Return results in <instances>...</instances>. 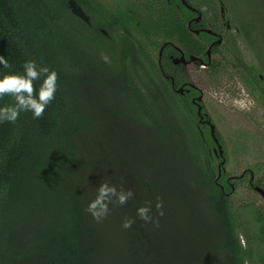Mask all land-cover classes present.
<instances>
[{
    "label": "trees",
    "instance_id": "obj_1",
    "mask_svg": "<svg viewBox=\"0 0 264 264\" xmlns=\"http://www.w3.org/2000/svg\"><path fill=\"white\" fill-rule=\"evenodd\" d=\"M91 25L75 18L66 0H0V55L10 65L0 71L22 72V62L35 59L57 72L54 99L39 118L24 112L0 124V264H244L225 176L215 181L197 132L156 112L135 86L118 87L116 102L100 93L121 75L130 79L124 49L116 47L111 62L106 46L110 61L79 44L82 37L94 44ZM9 103L10 96L0 97V105ZM122 122L131 126L120 129ZM102 179L133 196L110 204L97 222L85 209ZM157 199L163 214L153 208L155 224L120 227L137 206ZM207 218L220 232L215 243Z\"/></svg>",
    "mask_w": 264,
    "mask_h": 264
},
{
    "label": "flooded vegetation",
    "instance_id": "obj_2",
    "mask_svg": "<svg viewBox=\"0 0 264 264\" xmlns=\"http://www.w3.org/2000/svg\"><path fill=\"white\" fill-rule=\"evenodd\" d=\"M69 1L75 18L89 29L94 22L97 29L90 33L97 32L96 41L124 49L131 76L127 86L137 87L155 111L173 115L175 125L197 132L217 159L214 164L211 158L215 181L224 175L228 192L233 191L236 179L225 174L229 134L212 115L264 114V58L248 27L255 23L238 13L242 0H72L87 21L73 14ZM111 82L119 90L117 81ZM107 96L116 102L111 93ZM258 141V149H264V138ZM194 145L202 151L200 143ZM250 163L238 179L264 199V173L257 177ZM228 192H223L226 198Z\"/></svg>",
    "mask_w": 264,
    "mask_h": 264
},
{
    "label": "rangeland",
    "instance_id": "obj_3",
    "mask_svg": "<svg viewBox=\"0 0 264 264\" xmlns=\"http://www.w3.org/2000/svg\"><path fill=\"white\" fill-rule=\"evenodd\" d=\"M242 3L243 7L239 8L238 4L233 1V4L237 5L238 7V13L240 15H243L244 18H248V21L251 22L252 20V22L255 23V25L248 24V27L252 26L251 32L254 43L260 56L264 58V5H262V3L257 0H242ZM248 30L250 29L248 28ZM254 32H256L257 35L254 34ZM79 44L85 50H94L93 53H95L96 51L100 52L103 58L99 54L98 55L102 58V60L109 61L107 55L101 52L102 46H106V49L112 53L110 59L111 62H113L115 59V45H103L98 41H96L94 44H89L85 37L79 38ZM114 63L119 68L122 67V65L117 60ZM126 71L128 73V78L131 79L129 73L130 69L128 67H126ZM124 79L125 75H121L115 78L118 86L122 88L125 85L127 86V84L123 82ZM96 83H98V81H96ZM112 84V82L104 84V88H100V93H105L108 95L110 93L112 94L115 91V89L112 87ZM93 85L96 86L95 84H92L91 88L93 87ZM91 92L93 93V89H91ZM155 95L156 92H152L151 97ZM169 108L171 112H175L170 104ZM260 114L250 116L212 115V117L216 121L221 123L222 127L226 130V133L229 134L228 138L226 137L228 146L226 147L225 156L227 160V165L225 166V174L230 177H234L236 180L231 181L235 183V187L233 191L229 189L227 199L229 200L230 206L233 210V213L235 214L236 235L238 236L240 245L245 250V255L247 254L245 256L244 264H264V199L248 187L247 181H239L238 179V177L245 169V166L249 165L247 164L249 162H252L250 164L253 165L257 177H261L264 173V149H258V140L264 138V114ZM169 116L172 118L173 115ZM129 126H131L130 122H122L119 128L126 129ZM111 135L115 137L117 136L114 132H112ZM103 144H105L108 150L112 148V143L108 141L105 143V140L102 138L100 145ZM194 149L197 150V153L200 152L201 156L203 155L200 147ZM211 156L214 159V164H216L217 159H215L212 154ZM255 161L259 162L255 163ZM185 172L188 174V177L190 179L192 177L195 178L194 170L187 168L185 169ZM257 177L255 176V179H258ZM261 185L264 188V184ZM205 222L208 225L207 227H205V230L211 235L210 240L215 243L217 241L216 238H218V234L220 233L219 229L217 228V226H212V224H209L210 222H212V220H208L207 218V220L205 219ZM108 247L114 250L113 246L109 245ZM205 249H203V251ZM201 257H203V259H206L205 254H202Z\"/></svg>",
    "mask_w": 264,
    "mask_h": 264
},
{
    "label": "clouds",
    "instance_id": "obj_4",
    "mask_svg": "<svg viewBox=\"0 0 264 264\" xmlns=\"http://www.w3.org/2000/svg\"><path fill=\"white\" fill-rule=\"evenodd\" d=\"M0 67L9 68V61L0 55ZM22 72L0 71V97L8 95L12 103L0 105V124H14L21 113L28 112L33 119L39 118L45 108L54 99L57 90V72L45 64H38L35 59H25L22 62ZM39 80L35 90L33 82ZM133 196L131 188H118L107 179H102L95 188L94 196L87 202L86 211L93 220L102 221L109 212V205H124ZM163 201L157 199L154 203L145 201L135 208V216H125L120 227L129 229L136 220L145 223H156L152 215L153 208L157 215H162Z\"/></svg>",
    "mask_w": 264,
    "mask_h": 264
},
{
    "label": "water",
    "instance_id": "obj_5",
    "mask_svg": "<svg viewBox=\"0 0 264 264\" xmlns=\"http://www.w3.org/2000/svg\"><path fill=\"white\" fill-rule=\"evenodd\" d=\"M69 5L72 7L73 14H75L78 17H82V18H84L87 21L86 17L82 13V11L79 8L76 9V7L74 6V1L70 0L69 1ZM261 192H262V194H264L263 191H261Z\"/></svg>",
    "mask_w": 264,
    "mask_h": 264
}]
</instances>
